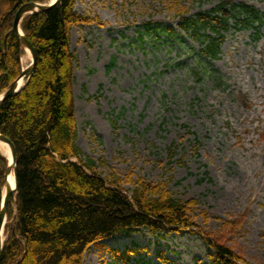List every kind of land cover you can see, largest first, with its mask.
Here are the masks:
<instances>
[{
    "label": "rangeland",
    "instance_id": "1",
    "mask_svg": "<svg viewBox=\"0 0 264 264\" xmlns=\"http://www.w3.org/2000/svg\"><path fill=\"white\" fill-rule=\"evenodd\" d=\"M223 1L178 0L173 7L194 13ZM232 1L264 10V0ZM173 7L77 0L76 11L92 18L71 29L78 144L107 161L99 166L105 176L115 170L166 180L175 196L198 199L200 227L116 235L93 244L85 264H204L213 250L199 229L218 232L243 212L235 243L251 264H264V23L233 25L220 56L200 59L191 36L167 43L145 30L150 20L176 26ZM30 62L24 53L23 67ZM173 143L183 164L168 162ZM129 246L140 252L128 263L115 259V248Z\"/></svg>",
    "mask_w": 264,
    "mask_h": 264
},
{
    "label": "trees",
    "instance_id": "2",
    "mask_svg": "<svg viewBox=\"0 0 264 264\" xmlns=\"http://www.w3.org/2000/svg\"><path fill=\"white\" fill-rule=\"evenodd\" d=\"M27 1L49 0H0V93L22 72V51L12 29L17 9ZM163 1L173 7L178 0ZM76 2L62 0L22 21L38 64L24 88L0 108V132L14 142L18 160V210L9 208L0 264H85L93 244L115 235L144 228L162 236L166 229L200 227L193 215L198 199L175 196L166 180L122 176L115 170L105 176L99 166L107 161L78 144L71 29L92 18L76 11ZM172 10L177 26L150 20L145 30L167 43L184 39V32L198 43L193 50L200 59L220 56L233 25L264 22V10L232 0L194 13L178 6ZM177 150L178 145H169V164L184 163ZM7 166L0 151V200ZM246 216L243 212L225 221L218 232L199 229L213 250L204 264H251L235 243ZM129 252L140 249L114 250L124 263Z\"/></svg>",
    "mask_w": 264,
    "mask_h": 264
},
{
    "label": "water",
    "instance_id": "3",
    "mask_svg": "<svg viewBox=\"0 0 264 264\" xmlns=\"http://www.w3.org/2000/svg\"><path fill=\"white\" fill-rule=\"evenodd\" d=\"M62 0H51L49 2H40V1H27L19 6V8L16 11L15 20H14V27L12 31H14L22 51H26L31 55L32 61L30 64L24 68L21 72V74L13 81L11 82L7 88L0 94V108L2 104L5 102V100L15 94L16 92L20 91L24 88V86L27 84V82L30 80L31 76L33 75L37 64H38V52L31 42V40L28 38V36L25 34V32L22 29L21 23L25 17L28 15L46 11L50 8L56 6L59 4ZM10 31L6 34L5 42L7 41V37L9 35ZM6 49V46H5ZM22 78H25V82L21 83ZM0 141L6 143L9 145L12 153V160L9 161L8 167L5 172V183L2 190V202L0 207V260H1V253L4 247V239H3V231L7 222V214H8V208L10 205H16L17 199H13V195L17 193L18 191V168H17V150L14 142L4 133L0 132ZM11 172L14 173L15 176V185L12 186L9 182V175Z\"/></svg>",
    "mask_w": 264,
    "mask_h": 264
},
{
    "label": "bare ground",
    "instance_id": "4",
    "mask_svg": "<svg viewBox=\"0 0 264 264\" xmlns=\"http://www.w3.org/2000/svg\"><path fill=\"white\" fill-rule=\"evenodd\" d=\"M24 81V79L21 80V83ZM0 149L3 151V153H5L8 157V159L11 161L12 160V153H11V149L9 147L8 144L0 141ZM9 182L12 186L15 185V176L14 173L11 172V174L9 175Z\"/></svg>",
    "mask_w": 264,
    "mask_h": 264
}]
</instances>
